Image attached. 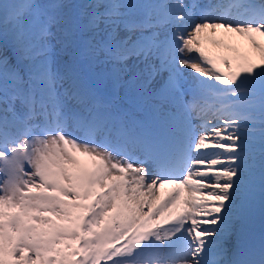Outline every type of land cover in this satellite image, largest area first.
I'll return each instance as SVG.
<instances>
[{
	"label": "snow or ice",
	"instance_id": "obj_1",
	"mask_svg": "<svg viewBox=\"0 0 264 264\" xmlns=\"http://www.w3.org/2000/svg\"><path fill=\"white\" fill-rule=\"evenodd\" d=\"M0 264H264V0H0Z\"/></svg>",
	"mask_w": 264,
	"mask_h": 264
},
{
	"label": "rangeland",
	"instance_id": "obj_2",
	"mask_svg": "<svg viewBox=\"0 0 264 264\" xmlns=\"http://www.w3.org/2000/svg\"><path fill=\"white\" fill-rule=\"evenodd\" d=\"M3 2H5V3H18V2H21V0H6V1L3 0ZM149 2H151V3H161L162 0H149Z\"/></svg>",
	"mask_w": 264,
	"mask_h": 264
},
{
	"label": "bare ground",
	"instance_id": "obj_3",
	"mask_svg": "<svg viewBox=\"0 0 264 264\" xmlns=\"http://www.w3.org/2000/svg\"><path fill=\"white\" fill-rule=\"evenodd\" d=\"M191 1V0H190ZM193 55H195V54H193ZM197 126H199V124H200V120L198 119L197 120ZM257 225H259V220L257 221ZM258 240H260V235H255V243L258 241ZM259 245V243H257V246Z\"/></svg>",
	"mask_w": 264,
	"mask_h": 264
}]
</instances>
